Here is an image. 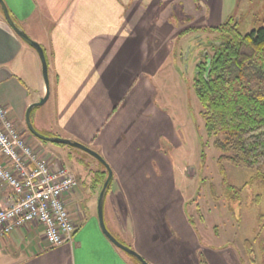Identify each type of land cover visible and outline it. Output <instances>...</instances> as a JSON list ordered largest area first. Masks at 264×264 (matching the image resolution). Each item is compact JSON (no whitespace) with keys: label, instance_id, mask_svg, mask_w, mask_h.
Listing matches in <instances>:
<instances>
[{"label":"crops","instance_id":"1","mask_svg":"<svg viewBox=\"0 0 264 264\" xmlns=\"http://www.w3.org/2000/svg\"><path fill=\"white\" fill-rule=\"evenodd\" d=\"M3 1L16 24L43 47L48 64L49 120L38 115L36 129L89 145L112 170L104 200L111 234L150 264H202L201 249L210 264H239L228 249L220 254L200 243L173 175V145L166 141L174 142L175 130L155 103L153 78L171 55V39L198 17L207 19L204 26L221 23L216 0ZM45 92L37 52L11 29L0 8V105L24 128L23 137L31 136L25 110ZM31 138L50 163L70 147ZM104 169L97 168L90 180L82 176L90 181V193L79 190L77 179L64 196L75 225L71 242L49 245L43 225L28 223L0 240V264H138L100 228L92 196L101 189ZM13 201L12 188L0 180V208Z\"/></svg>","mask_w":264,"mask_h":264},{"label":"rangeland","instance_id":"2","mask_svg":"<svg viewBox=\"0 0 264 264\" xmlns=\"http://www.w3.org/2000/svg\"><path fill=\"white\" fill-rule=\"evenodd\" d=\"M198 2L201 3V0ZM187 9L194 12L191 6ZM214 11L224 19L233 14L240 31L245 33L261 25L264 19V0H216ZM204 19L198 17L197 20L184 22L183 32L171 39V55L156 78H153L154 82L158 79L155 103L166 112L175 130L172 137L174 142L170 139L166 141L173 145L169 148L174 164L173 175L177 187L186 197L185 208L197 228L200 243L220 254L223 253L222 249H228L229 254L236 255L239 264H264V165L258 169H248L225 163L226 180L239 188L240 194L229 195L224 192L222 175L216 163L217 151L212 145V138L205 134L200 115L201 107L194 90L193 78L208 34L199 29L208 25L209 22ZM32 90L34 89L29 91ZM39 100L40 98L37 101ZM48 109L50 111L49 101L31 109L30 120L35 128L38 127V115H44L47 119ZM19 126L17 128L22 134L24 128ZM25 130L31 136L24 138L32 146L33 142L29 138L33 135L27 127ZM38 131L45 136H53L44 130ZM42 143L64 147L63 144L50 141ZM61 153L56 157L58 162L65 164L72 175L80 180L79 190L90 193L89 180L92 176L95 178L97 168H103V164L76 147L70 146L69 150ZM37 154L45 158L38 151ZM83 175H87L89 180H85ZM98 194L96 192L92 196L95 209ZM87 196L85 201L89 198ZM246 239L251 241L253 251L250 253L244 247ZM201 251L199 256L202 264H210L205 258L203 260Z\"/></svg>","mask_w":264,"mask_h":264},{"label":"trees","instance_id":"3","mask_svg":"<svg viewBox=\"0 0 264 264\" xmlns=\"http://www.w3.org/2000/svg\"><path fill=\"white\" fill-rule=\"evenodd\" d=\"M199 29L208 32L193 78L200 115L217 151L223 191L240 194L226 180L225 163L248 169L264 165V19L245 33L233 14ZM102 173L101 185L107 170ZM244 247L253 251L248 239Z\"/></svg>","mask_w":264,"mask_h":264},{"label":"built area","instance_id":"4","mask_svg":"<svg viewBox=\"0 0 264 264\" xmlns=\"http://www.w3.org/2000/svg\"><path fill=\"white\" fill-rule=\"evenodd\" d=\"M58 161L40 157L0 105V180L14 193V201L0 208V240L28 223H40L49 245L72 241L75 225L64 196L78 180Z\"/></svg>","mask_w":264,"mask_h":264},{"label":"water","instance_id":"5","mask_svg":"<svg viewBox=\"0 0 264 264\" xmlns=\"http://www.w3.org/2000/svg\"><path fill=\"white\" fill-rule=\"evenodd\" d=\"M0 8L2 10L4 19L7 22V24L11 27V29L23 41H25L28 45H30L32 48L35 49V51L37 52L39 59L41 61L42 76H43L46 92H45L44 96L40 98L39 101L31 103L28 105V107L25 111V124H26L27 130L33 136H35L36 138H38L40 140L50 141L53 143H60L63 145H68V146L76 147L80 150H83L86 153L93 156L95 159H97L101 164H103V166L107 170V176H106L105 180L103 181V184L101 186V189H100L99 194H98V199H97V217H98V222H99L100 228H101L102 232L106 235V237L116 247H118L119 249H121L125 253L134 257L140 264H150L134 249H132L131 247L120 242L114 235L111 234V232L107 229V227L105 225V222H104V200H105L109 180L112 177V170H111L110 166L107 164V162L104 160V158L97 151H95L94 149L90 148L88 145H86L82 142L72 140V139H68V138H64V137H60V136H45V135L41 134L31 123V120H30L31 109L34 106H38V105L43 104L46 101L48 94H49L48 64L46 61V57H45L43 47L37 41L32 39L22 27H20L16 24V22L12 19L11 15L9 13V10H8L6 4L4 3L3 0H0Z\"/></svg>","mask_w":264,"mask_h":264}]
</instances>
